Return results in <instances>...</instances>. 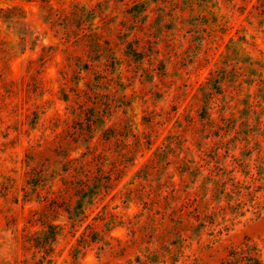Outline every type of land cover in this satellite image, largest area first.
Returning a JSON list of instances; mask_svg holds the SVG:
<instances>
[{
    "label": "rangeland",
    "instance_id": "374dc122",
    "mask_svg": "<svg viewBox=\"0 0 264 264\" xmlns=\"http://www.w3.org/2000/svg\"><path fill=\"white\" fill-rule=\"evenodd\" d=\"M135 2L145 5L143 22L121 23L116 8L125 11ZM11 6L23 11L36 42L23 46L18 28L8 26ZM43 7L61 15L52 30ZM124 30L126 37L119 34ZM148 31L150 37L144 35ZM139 38L145 59H136L129 49L128 43L136 41L137 47ZM232 41L244 48V56L264 58V0H0V56L9 53L7 61H0V101L5 102L0 112V264L43 262L31 244L29 250L21 244L23 235L48 227L34 216L43 206L37 194L26 202L22 191L27 155L42 169L66 155L81 159L88 153L105 173L115 170L113 190L82 227H73L63 211L54 214V224L63 231L56 230L61 236L50 264H72L75 250L81 264H247L243 256L249 255L264 264V88L242 85L239 99L253 103L252 110L243 102L236 115L223 113V94L205 109L204 87L223 70ZM96 43L94 53L92 47L80 51ZM239 61L245 69L249 60ZM89 108L106 121L93 124V138ZM210 112L214 127L205 124ZM59 119V144L37 158L40 150L32 146L53 139ZM20 123L25 128L18 136ZM69 127L78 133L72 129L69 135ZM173 135L189 140L187 149H177L161 159L159 170L149 172L146 167ZM9 179L16 184L11 192L3 191L2 186H12ZM144 184L157 192L163 185L159 201L151 199L152 213L141 201L125 202L131 189ZM188 201L191 209L179 212ZM105 207L117 218L108 234ZM90 223L106 238L81 245Z\"/></svg>",
    "mask_w": 264,
    "mask_h": 264
},
{
    "label": "trees",
    "instance_id": "16d2710c",
    "mask_svg": "<svg viewBox=\"0 0 264 264\" xmlns=\"http://www.w3.org/2000/svg\"><path fill=\"white\" fill-rule=\"evenodd\" d=\"M116 9V16H119V18L123 16L121 23L126 24L127 22L132 21L136 24V26H138L139 23L143 22L145 17L144 14L147 11L145 5L137 4L136 2L135 5L125 11H123V8L121 7ZM41 11L42 13H44L43 16L45 17L49 28L52 30L55 26V23L58 21V19L61 18V15L54 11L52 7H43ZM6 12L7 15L5 17V21L11 28H18L19 38L23 43V46H27L30 43L36 42V37H34L36 32L33 30L32 26L26 22V16L23 14V11H21L16 6H11L6 9ZM96 33L100 34L98 32ZM119 34L126 37L128 36V30L120 31ZM67 35H69V32H67ZM102 35H99V37L103 38ZM144 35H146V37H150L151 33L150 31H148L145 32ZM62 40H64V38H62ZM155 43L157 44L156 41ZM132 44H136V41H132L130 44L128 43V45H131L132 47L129 49L133 53V56L136 59H145L147 56L145 53L146 46L143 44V39L139 38L137 47H134ZM141 44L144 47L141 46ZM91 47V53H94L98 47V43H96L95 45L93 44V46L84 45L80 51L91 49ZM229 47L230 48L228 50V54L226 55V62L224 63L223 70L218 74V76H216L215 79H211L209 81L207 87H204L207 96V104L205 106V109L210 110V108L208 107L213 101L216 100V95L223 94L224 99L220 104L222 112L236 115L237 107H239L241 104H243V102H245V100L241 101L239 99V97L244 94V86L242 87V85L257 84L260 89L264 88V58L244 56V48H242L239 43H235L234 41L231 42V45ZM110 50L111 49H109V51ZM1 51L2 48H0V52ZM149 52H151V49L149 50ZM8 56V52L5 53V55L0 56V61H7ZM245 58H248L249 60L244 62L246 63L245 69L238 67V65L241 63V61L239 60ZM114 61H117L116 58L114 59ZM80 74L81 72H79V75ZM1 76H4V74L1 73L0 77ZM2 83L3 82H0V84ZM227 85H229L231 88L230 92L227 88L224 90V86ZM245 94L248 98H252L251 93H249L248 90L245 91ZM95 103L96 102H93V104ZM84 105L80 107H83ZM245 107L248 111L252 110L254 105L253 103H249L248 101ZM4 108L5 102L2 99L0 101V112L4 111ZM87 111L88 115H90V120H88V128L91 129V131H89V134H91L92 136V128L94 127L93 124H97L100 120V123L105 124L106 121L104 118H102L100 111H98L96 114H93L95 112L92 108H89ZM207 116V123L205 124L208 127H214L215 122L211 119V112L207 113ZM37 118V120L40 119V117ZM59 120L60 121H57V125H53V132L51 133L52 135H54L53 139H49L48 137H46L44 139L39 140L37 145L32 146L31 150H40L36 153L37 158L41 157L42 154H44L45 150L47 151L54 147L53 144H59L60 135L56 134L57 129L61 125L59 122L62 121L61 119ZM24 128V123H20L19 126L15 129L18 136L24 134ZM72 129L75 128L69 127V135L74 132L75 134L78 133L76 129L74 132H72ZM110 130L112 129H104L105 132H108ZM73 137L74 136H72L71 138ZM93 137L94 136H92V138ZM185 141L189 142V140H184L181 135H173L171 137V140L166 144V146L159 149L160 153L157 154V159L153 160L152 163L146 167L147 170L151 173L153 169L159 170L161 159H168L169 156L176 153L177 149L179 150V153L185 152V150L187 149L186 145L184 144ZM62 145L63 144H60V146ZM88 154L89 156H86V158L82 157L81 159H70L68 157L70 155H66L62 158V161H55L54 163H51L48 166H44L42 169H38L39 166L35 165L37 163L36 158L27 155L26 163L27 167L29 168V172L26 173V186H24L22 191L25 193L26 202L31 201V199H29L30 195L37 194L39 204H42L43 206L37 212L35 211L34 216L38 217L37 221L42 222L43 226L47 225L48 227L47 229H43L38 233L28 232L27 234L23 235L21 244L23 245V248L25 250H29L27 248V245L31 244V247L37 250L36 254L39 255L40 259L43 261L42 264H44L45 261H47L49 264L52 263V257L55 253L54 251L56 250V245L59 242L58 239L61 236V234L57 233L56 230H59L60 233H62L63 231V228H60V225L54 224V222L58 220L57 218L52 219L54 214H58L59 211H63V213H66L68 215V221L73 224V227H82L90 220V217L95 212L100 202L104 200V197L108 195L110 191L113 190L112 176L114 175L115 172L113 171L115 170H111L105 173L104 166L96 163V157L90 158V153ZM166 164L170 165V162H167ZM33 165H35V167ZM186 167H188V165H186ZM196 171L199 170L196 169ZM9 183H11L12 186H2L3 191L11 192L12 187H14V185L16 184V181L9 179ZM158 186L160 189L159 192H157L158 190H155L154 186L151 184L142 185L141 190L131 189L128 193V196L125 195V202L133 203L134 200L141 201L144 205L146 213H152L154 203H152L151 199L159 201V195L161 196L160 193L163 187L162 184H159ZM29 190L31 191L29 192ZM173 197L174 196H172L171 199H173ZM168 199L169 198H167V200ZM190 204V202L182 204L179 212H187V210L189 208L191 209L192 207V205ZM106 210L107 207L104 208V213L106 215L105 219L109 221L105 225L106 233L108 234L113 229H115V222L117 218L113 215H110L108 212H106ZM196 211L197 209L195 208L193 212L196 213ZM176 212L177 211L174 210L172 214L176 215ZM178 218L179 221H183V217L181 215L178 216ZM94 220H96V218H94L93 221ZM137 231L140 232V237L137 238H142V229H137L134 232L137 233ZM102 233L103 231L99 230V227H95L93 223H90L87 225L85 232L81 236L80 244L82 245L84 243L85 245H87L88 242L93 244L97 241L98 237L101 238L100 241L102 242L104 241L107 235L106 233L102 235ZM113 239L114 238H110V240ZM163 241L167 242V239H164ZM136 242L137 241L131 243L135 245ZM243 258L246 259L247 264H254L253 262H255L256 264H260L254 257L250 255L249 257L243 256ZM203 259H205L204 256H202V260ZM72 260V264H81L82 259L79 258L78 250L74 251Z\"/></svg>",
    "mask_w": 264,
    "mask_h": 264
}]
</instances>
